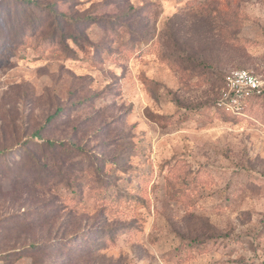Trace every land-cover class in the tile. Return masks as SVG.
<instances>
[{"label":"rangeland","instance_id":"obj_1","mask_svg":"<svg viewBox=\"0 0 264 264\" xmlns=\"http://www.w3.org/2000/svg\"><path fill=\"white\" fill-rule=\"evenodd\" d=\"M237 69L264 90V0H0V264H264Z\"/></svg>","mask_w":264,"mask_h":264},{"label":"built area","instance_id":"obj_2","mask_svg":"<svg viewBox=\"0 0 264 264\" xmlns=\"http://www.w3.org/2000/svg\"><path fill=\"white\" fill-rule=\"evenodd\" d=\"M261 91V84L256 75L246 69H237L227 75L221 96L215 106L231 113L244 115L246 99L260 94Z\"/></svg>","mask_w":264,"mask_h":264},{"label":"trees","instance_id":"obj_3","mask_svg":"<svg viewBox=\"0 0 264 264\" xmlns=\"http://www.w3.org/2000/svg\"><path fill=\"white\" fill-rule=\"evenodd\" d=\"M263 96H264V90H262L261 93L258 95H253V96L248 97L244 103V109H243L244 115L231 113V112H228L224 109L217 108L216 106H215V109L218 112H220L221 114L232 117L234 119H241V118L246 117V116L250 117L249 114L251 113V110H252L254 104L256 102H258ZM51 119H52V116H49L47 118V121H50ZM30 137L32 140H33V138H34V140L36 139L35 141L41 140V143L39 144V146H41L42 148H45V149H56V148H60L61 150L69 149V151L71 150L72 153H80L82 151V148L80 146L76 145L75 143H71L69 146H67V144L64 141L58 142V141H51V140H43L39 135V131H35L34 133H32V135ZM26 146H27L26 141L21 143V148L23 150H26L29 155H33V151H31V149H29ZM5 150L6 149H1L0 155H3L4 153H6ZM59 164L60 163L58 162L56 164L57 165L56 167H59ZM32 167H33V165H32Z\"/></svg>","mask_w":264,"mask_h":264}]
</instances>
